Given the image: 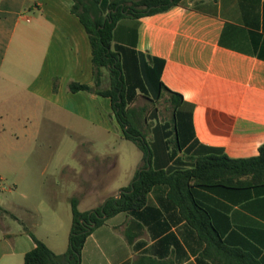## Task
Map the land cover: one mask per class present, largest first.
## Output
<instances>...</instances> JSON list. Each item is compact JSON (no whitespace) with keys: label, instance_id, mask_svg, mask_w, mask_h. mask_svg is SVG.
I'll list each match as a JSON object with an SVG mask.
<instances>
[{"label":"crops","instance_id":"0c3cea01","mask_svg":"<svg viewBox=\"0 0 264 264\" xmlns=\"http://www.w3.org/2000/svg\"><path fill=\"white\" fill-rule=\"evenodd\" d=\"M73 5V0H0V126L14 128L15 137L22 134L30 140H35V127H61L75 134L80 145L73 154L76 167L62 163L49 183L80 185L86 191L91 184L115 177L121 152L117 144L132 141L125 139L110 98L95 94V88L69 91L73 82L93 86L92 47ZM114 46L124 50L136 72L142 67L153 69L151 59H155L161 82L183 96L176 112L178 132L173 128V109L170 119L159 118L158 110L150 119L168 125L165 142H174L177 134L182 143L160 154L158 165L192 167L198 157L215 152L233 159L259 155L264 144V0H186L166 12L127 18L116 27ZM136 92L134 106L138 100L149 104L139 88ZM85 126L109 135L103 155L107 158L101 163L93 162L94 154L87 157L84 144L98 139L85 137ZM53 156L43 152L37 159ZM14 158L21 160L14 165V174L22 176L15 188L26 182L23 176L49 174L48 167L34 170L27 165L28 154ZM90 158L93 163L85 162ZM142 164L143 156L140 161L135 156L125 169L127 181L120 184V191L133 182ZM34 181L43 186L48 182ZM194 191L225 246L219 252L208 251L170 199L169 187L160 184L150 191L142 209L120 213L89 235L81 264H264V182ZM47 221L44 229L53 241H42L56 254H64V243L56 240L60 233L66 236V220L53 214ZM26 228L33 230L24 226L0 236V264H14L15 256H25L35 247ZM127 233L133 237L132 244ZM11 236L15 248L9 247Z\"/></svg>","mask_w":264,"mask_h":264},{"label":"trees","instance_id":"16d2710c","mask_svg":"<svg viewBox=\"0 0 264 264\" xmlns=\"http://www.w3.org/2000/svg\"><path fill=\"white\" fill-rule=\"evenodd\" d=\"M73 1L72 11L85 27L92 47L93 86L73 82L69 84V91L91 92L92 88H95V94L110 98L113 113L122 127L124 137L135 143L143 153V164L129 186L124 187L119 195L109 197L98 208L82 212L79 210V200L76 197L71 199L69 248L64 254H56L26 228L35 247L25 254L24 264H81L83 247L89 235L120 213L142 209L147 203L150 191L160 184L169 187L170 199L206 242L208 251L219 252L225 246L207 209L196 199L194 189L264 182V144L259 148V155L253 158L233 159L223 152H215L198 157L192 167L165 168L158 165L160 154L171 149V145L180 148L182 143L178 141L177 134L174 142H165L163 132L167 130L168 125L150 122V119L156 117V107H152L151 116L148 114V107L134 106L139 97L136 89L139 88L140 95L152 104L163 98L171 103L173 128L177 132L176 112L184 101L183 96L171 91L161 82L160 64L155 59L150 58L155 65L153 69L142 67L136 72L132 69L124 50L114 46L115 30L120 21L166 12L175 6L183 5L186 0ZM54 89L57 90L56 80ZM168 134H171V131L166 133ZM244 177L251 178L243 180ZM126 236L132 244L133 237L128 233ZM142 260L148 262V259Z\"/></svg>","mask_w":264,"mask_h":264},{"label":"rangeland","instance_id":"374dc122","mask_svg":"<svg viewBox=\"0 0 264 264\" xmlns=\"http://www.w3.org/2000/svg\"><path fill=\"white\" fill-rule=\"evenodd\" d=\"M140 105L148 107V114L152 107H156L159 118H171L172 105L166 98L161 99L155 104L150 102L149 104H146L144 100H138L136 106ZM13 129L14 128H10L7 125L0 126V236L3 233L14 234L24 226L29 228L32 227V233L38 239L45 240L52 244L53 239L47 238V232L44 229V226L46 224L48 225V217L56 214L62 220H66L68 224V232H66V236L63 238V233H60L57 235L58 239L56 240L57 242L61 241L64 243L65 246L62 248V251L67 252L69 248V235L72 223L71 200L67 197L74 198L75 196L80 201L79 210L82 212L102 206L105 197L109 198L114 195H119L120 184L127 181L125 169L133 164L135 156L137 161H140L143 155L135 143H122L121 141L117 144V147H121L120 162L116 169L117 174L110 182L91 184L86 187L90 188L86 191L79 188L80 185L75 184L54 187L52 182L49 183V178H52V172L58 170L62 163H69L73 167H76L77 165V161L75 157H73V154L80 145L76 140L75 134H71L69 131L65 130V128L61 127H35L32 128V130L36 132L35 140H30L28 139V136L22 134L15 137ZM40 130L42 133L38 134V131ZM47 130L49 131V137L45 138L44 135ZM84 134L85 137L94 136L98 139L95 143L84 144L87 157L93 154L97 156L94 158L95 161L90 158L89 160L86 159L85 162L101 163L103 158H107V156L103 157V155L108 151L106 140L107 138L109 139V135L102 131L94 132L88 126H85ZM43 152L53 154V159H37V155ZM19 153L22 155L28 154V156H30V158L26 160L28 162L27 165H30L34 170L48 167L49 174L42 178L39 174L23 176L26 182L21 185L19 189L15 188L14 183L18 177L22 178V176H16L14 174V171L18 166L17 164H21V160L14 158V156ZM64 155L65 158H62ZM4 156L9 157V159L3 158ZM14 165L17 166L15 167ZM39 178L48 182L43 186L37 181H34ZM53 178L59 180L60 177L54 175ZM31 179L34 181L32 185ZM35 186L38 188L42 186V188H28ZM50 189L55 191H51ZM108 198H106L105 201ZM18 221H21L24 226L20 225ZM10 239L9 247L15 248V239H13L12 236ZM7 260H9V258L4 259L2 262ZM13 262L14 264H24V256L21 254L15 256Z\"/></svg>","mask_w":264,"mask_h":264}]
</instances>
